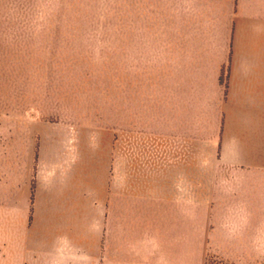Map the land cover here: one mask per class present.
Listing matches in <instances>:
<instances>
[{
  "label": "crops",
  "instance_id": "0c3cea01",
  "mask_svg": "<svg viewBox=\"0 0 264 264\" xmlns=\"http://www.w3.org/2000/svg\"><path fill=\"white\" fill-rule=\"evenodd\" d=\"M29 4L0 0V51ZM134 13L136 42L164 46L165 153L208 148L264 170V0H134ZM45 141L12 87L0 112V264H190V206L233 197L205 178L211 167H151L132 190L113 178L108 146L45 153Z\"/></svg>",
  "mask_w": 264,
  "mask_h": 264
},
{
  "label": "rangeland",
  "instance_id": "374dc122",
  "mask_svg": "<svg viewBox=\"0 0 264 264\" xmlns=\"http://www.w3.org/2000/svg\"><path fill=\"white\" fill-rule=\"evenodd\" d=\"M135 16L134 0H30L0 51V112L13 87L25 117L45 123V153L108 146L113 178L132 190L146 189L151 167H211L205 178L233 197L190 206L189 263L264 264V170L208 148L165 153L164 46L136 42Z\"/></svg>",
  "mask_w": 264,
  "mask_h": 264
}]
</instances>
